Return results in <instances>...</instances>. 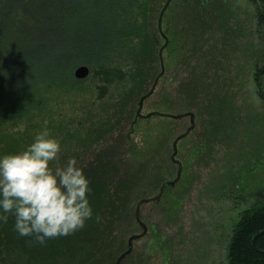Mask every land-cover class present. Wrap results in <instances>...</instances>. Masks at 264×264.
<instances>
[{"label": "rangeland", "instance_id": "374dc122", "mask_svg": "<svg viewBox=\"0 0 264 264\" xmlns=\"http://www.w3.org/2000/svg\"><path fill=\"white\" fill-rule=\"evenodd\" d=\"M167 1L136 0L134 7L122 12V19L131 23L127 24L122 41L113 45L116 51H110L108 59L101 63L78 64L72 72L74 77L75 69L82 64L90 67L91 74L87 78L76 77L75 84H42L41 98L46 109L36 116L30 127L31 135L24 134L26 126L22 132L15 128L10 133L18 139L23 133L27 146L38 130L49 128L62 140L61 163L73 155L80 163L105 157L107 153L103 150L112 147L116 157L126 156L131 160L130 166L149 169L135 188L134 194L147 189V201L140 207L144 224L138 221L133 235L146 228L148 231L136 238L133 251L121 264H227V242L234 220L258 198L257 192L264 189V143L257 149V140L264 135V123L260 122L264 102L259 100L252 78L254 64L259 62V51L264 45V31L253 17L255 8L250 0H229L233 17L226 29L213 30L206 37L207 42L201 38L198 45L204 47L191 56V64L186 63L191 55L184 48L186 44L178 45L175 54L171 48H164L165 74L142 110L144 115L151 114L138 121L139 103L162 72V62L156 59L143 65L157 77L151 76L144 84L142 95L131 99L135 85L132 71L138 67L132 54L141 45L146 31L151 38H159L160 49L165 44L167 37L159 32V19ZM179 1L171 2L162 20L163 31L170 39L175 34L179 38L183 34L187 38L189 34L183 33L180 21L184 20L181 10L184 7ZM124 2L119 0L118 5L129 3ZM2 7L7 8L8 2ZM83 9L86 15L78 14L75 21L84 20L90 28V8ZM70 45L72 52L80 51L74 42ZM206 65L207 88L200 97L217 92L228 98L229 108L223 115L224 118L228 113L232 115L233 108L236 122L233 133L237 140L230 132L233 141L228 136L222 137L223 133L212 139L208 134L214 129L212 116L199 113L197 106L188 103L186 94L180 92L181 80L194 69L203 72ZM126 99L131 100L123 108ZM190 112H194L195 125L188 135L180 138L174 160L175 140L190 129L193 119L189 115L175 118L161 113ZM134 120L138 122L135 124ZM181 164V179L170 183L164 195L157 197L162 189L161 184L155 186L158 175L167 182L176 179ZM131 236H126L120 255L130 247Z\"/></svg>", "mask_w": 264, "mask_h": 264}, {"label": "trees", "instance_id": "16d2710c", "mask_svg": "<svg viewBox=\"0 0 264 264\" xmlns=\"http://www.w3.org/2000/svg\"><path fill=\"white\" fill-rule=\"evenodd\" d=\"M7 2L8 7L4 9L2 5ZM126 2H129L127 6H119V0H0L2 153L19 151L25 147L23 133L18 139L10 131L16 128L18 132H22L26 126L24 134L31 135L30 127L36 116L46 109L41 98L42 84H75L76 77L72 72L78 64L101 63L108 59L110 51H116L113 45L122 41L127 24L131 23L122 19V12H126L128 7H134L136 0ZM228 3L229 0H180L178 4L184 7L181 8L184 20L180 22H183V33L188 31L189 34L187 38L185 34L180 38L175 34L176 38L172 36L170 39L164 33L169 39H166L167 42L161 49L171 48L175 54L178 45L182 44L184 47L186 44L187 47L184 48L191 53L186 63L191 64V56L204 47L198 45L201 38L204 37L207 42L206 37L213 30L226 29L233 17V9ZM250 3L255 8L253 17L264 31V0H250ZM82 8L91 10L88 12L91 16L88 20L90 28L84 20L75 21L78 14L86 15ZM150 36L149 31H146L141 45L132 54L138 67L136 72L132 71L135 85L131 91V99L142 95L144 84L148 83L151 76L157 77L156 74L148 73L143 65L156 59L162 62L159 38L156 40ZM181 39L184 41L178 42ZM72 42L77 44L79 52L69 49L68 45ZM260 50L259 62L254 64L252 78L254 90L259 100L264 102V45ZM207 74V65L201 73L197 69L192 70L188 77L181 80L180 92L186 94L188 103L197 106L199 113L212 116L214 129L208 131L212 139L215 140L216 135L220 136L218 133H223L222 137L228 136L233 141L230 137V133L236 129L233 108L232 115L228 113L225 118L223 115L229 108L228 98L221 97L217 92L204 93L200 97L207 88ZM129 100L123 101V108L127 107ZM136 118L139 121L140 117ZM146 118L149 117L143 115L142 119ZM138 121L133 122L136 124ZM260 122L264 123V115ZM223 126L226 127L225 130ZM233 135L237 140L236 133ZM263 143L264 135L257 140V149ZM103 151L107 156H97L81 163L91 180L92 191L89 196L96 213L86 225L74 233L49 238L46 243L41 244L32 236L19 235L14 229L15 218L9 215L7 221L0 220V264L114 263L116 256L123 250L126 236L135 234L139 221L136 211L147 198V189L134 194L135 188L149 169L130 166L131 160L126 156L116 157L112 153V147ZM158 176L155 186L161 184L163 187L167 180ZM257 194L258 198L234 220L227 242V264H264V233L257 235L264 230V189Z\"/></svg>", "mask_w": 264, "mask_h": 264}, {"label": "clouds", "instance_id": "9594fccd", "mask_svg": "<svg viewBox=\"0 0 264 264\" xmlns=\"http://www.w3.org/2000/svg\"><path fill=\"white\" fill-rule=\"evenodd\" d=\"M62 150L61 138L44 127L19 151L0 153V220L14 216L16 232L41 244L96 214L90 177L74 155L61 163Z\"/></svg>", "mask_w": 264, "mask_h": 264}, {"label": "water", "instance_id": "95a60500", "mask_svg": "<svg viewBox=\"0 0 264 264\" xmlns=\"http://www.w3.org/2000/svg\"><path fill=\"white\" fill-rule=\"evenodd\" d=\"M172 1H173V0H168V1L166 2V4L164 5V7L162 8V13H161V15H160V19H159V28H160V32H161V34H164V31H163V22H162V20H163V16H164V13L166 12V9L168 8V6L171 4ZM164 35H166V34H164ZM167 41H168V38H167ZM167 41H166V42H167ZM163 51H164V48L161 50V54H160V55H161V58H162V69H163V70H162V72L158 75V77L156 78V80L154 81L155 83H154L153 88H152L148 93H146V94L142 97V99H141V101H140V103H139V106H140V107H139V110H138V116H140V117H143V115H144V114H142V110H143V108H144L143 105H144L145 100H146L150 95H152V93L154 92L155 88H156L157 85H158L159 79L161 78V76H163V75L165 74ZM90 74H91V72H90V67H89L87 64H82V65L78 66V67L75 69V75H76V77H77L78 79L87 78ZM150 114H151V113H149V114H145V116H150ZM161 114L164 115V116H167V115H168V116H172V117H175V118H179L180 116H187V115H189V116H192V119H193V123L191 124L190 129L187 130L186 132L180 134L179 137L175 140V144H174V146H175V150H174V152H175V153H174V155H173V158H174V160H176L175 155L178 153V152H177V149H178V143H179V141H180V138H182V137L188 135V134L191 132V130L193 129L194 125H195V122H194V121H195L194 112H190L189 114H188V113H185V114H179V115H173V114H169V113H167V114L161 113ZM182 170H183V165L181 164V167H180V170H179L178 177H177L176 179H171L169 182H167L166 184H164L163 187H162L161 192L158 194L157 197H160V196L164 193L166 187H167L170 183H176V182H178V181L181 179V173H182ZM157 197H154V198H152V199H155V198H157ZM144 201L146 202L147 200H144ZM139 209H140V205L138 206V209H137V211H136V213H137V218H138V220H139L140 223L144 224V222L141 220L140 213H139ZM147 231H148V229L146 228V229L144 230V232H142V233H137L136 235H132V236H131V238L129 239L130 247H129L124 253H122L121 255L118 256V258H117V260H116L117 262H116L115 264H121V263H122V260L125 258V256L128 255L129 253H131V252L133 251V249H134V248H133V246H134V241L136 240V238L143 237V235H145V234L147 233ZM262 233H264V230L259 231V233H258L257 235H260V234H262ZM257 235H256V236H257ZM256 236H255V237H256Z\"/></svg>", "mask_w": 264, "mask_h": 264}]
</instances>
